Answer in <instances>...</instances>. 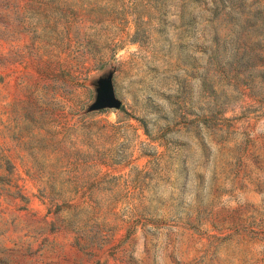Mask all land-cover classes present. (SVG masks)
I'll return each instance as SVG.
<instances>
[{
    "label": "rangeland",
    "instance_id": "rangeland-1",
    "mask_svg": "<svg viewBox=\"0 0 264 264\" xmlns=\"http://www.w3.org/2000/svg\"><path fill=\"white\" fill-rule=\"evenodd\" d=\"M215 7L0 0V264H264V78L204 82Z\"/></svg>",
    "mask_w": 264,
    "mask_h": 264
},
{
    "label": "trees",
    "instance_id": "trees-1",
    "mask_svg": "<svg viewBox=\"0 0 264 264\" xmlns=\"http://www.w3.org/2000/svg\"><path fill=\"white\" fill-rule=\"evenodd\" d=\"M189 1L193 3L200 0ZM214 1L215 13H219L222 5L225 18L219 23L212 19L215 29L211 43L206 49L209 53L208 60L204 66H197V69L204 68V82L209 76L219 75L245 83L252 89L257 78H264V10L258 8L245 13L242 10L245 0ZM244 15L248 16L245 22L242 20ZM205 88L213 95L214 107L210 115L215 119L222 105L229 102L225 99V93H219L213 83H205Z\"/></svg>",
    "mask_w": 264,
    "mask_h": 264
},
{
    "label": "water",
    "instance_id": "water-1",
    "mask_svg": "<svg viewBox=\"0 0 264 264\" xmlns=\"http://www.w3.org/2000/svg\"><path fill=\"white\" fill-rule=\"evenodd\" d=\"M112 77L113 75L110 74L99 81L96 99L90 106V110L119 109L122 106V101L116 95Z\"/></svg>",
    "mask_w": 264,
    "mask_h": 264
},
{
    "label": "crops",
    "instance_id": "crops-1",
    "mask_svg": "<svg viewBox=\"0 0 264 264\" xmlns=\"http://www.w3.org/2000/svg\"><path fill=\"white\" fill-rule=\"evenodd\" d=\"M32 211H33V210H28L27 212H30V213H31Z\"/></svg>",
    "mask_w": 264,
    "mask_h": 264
}]
</instances>
